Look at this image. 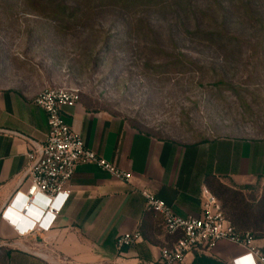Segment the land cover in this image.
<instances>
[{
	"label": "rangeland",
	"instance_id": "rangeland-1",
	"mask_svg": "<svg viewBox=\"0 0 264 264\" xmlns=\"http://www.w3.org/2000/svg\"><path fill=\"white\" fill-rule=\"evenodd\" d=\"M0 68L157 139L264 140V0H0ZM216 192L254 228L246 198Z\"/></svg>",
	"mask_w": 264,
	"mask_h": 264
},
{
	"label": "crops",
	"instance_id": "crops-1",
	"mask_svg": "<svg viewBox=\"0 0 264 264\" xmlns=\"http://www.w3.org/2000/svg\"><path fill=\"white\" fill-rule=\"evenodd\" d=\"M45 88L46 81L38 76L13 79L0 68V251L9 252L10 264H157L160 248L175 237L164 234L160 218L147 210L140 194L143 189L165 201L174 214L199 217L203 190L218 200L224 213L216 192L220 186L246 198L248 221L255 220L264 192V140L222 138L199 144L161 140L77 102L64 110L65 124L89 150L132 178L126 183L93 163L79 165L65 187L69 197L53 225L38 230L44 200L36 199L25 215L20 210L25 200L26 154L31 142L43 143L48 132L46 114L32 103ZM12 196L15 200L7 207ZM258 225L234 228L254 230L255 245L264 254V221ZM134 232L140 240L117 250L115 239ZM243 253L242 248L221 241L211 251L187 255L181 264H231Z\"/></svg>",
	"mask_w": 264,
	"mask_h": 264
},
{
	"label": "built area",
	"instance_id": "built-area-1",
	"mask_svg": "<svg viewBox=\"0 0 264 264\" xmlns=\"http://www.w3.org/2000/svg\"><path fill=\"white\" fill-rule=\"evenodd\" d=\"M77 102L74 91L60 88L44 89L32 101L34 106L46 114L48 132L43 143L31 142L26 154L28 165L23 173L25 200L20 213L25 215L36 199H43L44 207L36 223V228L42 232L53 225L67 201L69 191L65 187L79 165L93 163L110 176L126 183L132 178L130 173H123L89 150L80 136L65 124L64 110L75 107ZM140 194L145 199L147 210L160 218L162 232L175 237L171 244L160 248L157 264H181L187 255L194 251H211L221 241L244 250L242 256L232 260L231 264H238L241 260L248 264H264V254L255 245L256 240L252 234L235 229L225 218L218 200L209 191L203 190L200 195L199 217L174 214L165 201L156 198L149 190L143 189ZM14 200L12 196L7 207ZM47 216L51 218L45 225L43 223L47 221ZM28 230L32 232V228ZM138 240V232L125 233L115 239L114 245L117 250H122Z\"/></svg>",
	"mask_w": 264,
	"mask_h": 264
},
{
	"label": "trees",
	"instance_id": "trees-1",
	"mask_svg": "<svg viewBox=\"0 0 264 264\" xmlns=\"http://www.w3.org/2000/svg\"><path fill=\"white\" fill-rule=\"evenodd\" d=\"M264 197V196H263ZM262 197V200H263ZM222 209V208H221ZM225 216V215H224ZM226 218V217H225ZM227 219V218H226ZM255 220L252 222L254 225V228H257L258 226L256 225L257 223L259 224L260 221H264V202L261 203V205H258V208L256 210V216L254 218ZM228 220V219H227ZM229 221V220H228ZM231 224V222H230ZM232 225V224H231ZM233 226V225H232ZM234 227V226H233ZM242 227V226H241ZM244 227V226H243ZM252 236L255 238L256 237V233L254 231H249Z\"/></svg>",
	"mask_w": 264,
	"mask_h": 264
}]
</instances>
